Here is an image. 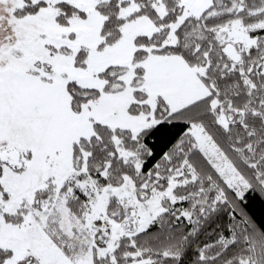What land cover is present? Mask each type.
Returning a JSON list of instances; mask_svg holds the SVG:
<instances>
[{
    "label": "snow or ice",
    "instance_id": "obj_1",
    "mask_svg": "<svg viewBox=\"0 0 264 264\" xmlns=\"http://www.w3.org/2000/svg\"><path fill=\"white\" fill-rule=\"evenodd\" d=\"M0 264H264V0H0Z\"/></svg>",
    "mask_w": 264,
    "mask_h": 264
},
{
    "label": "trees",
    "instance_id": "obj_2",
    "mask_svg": "<svg viewBox=\"0 0 264 264\" xmlns=\"http://www.w3.org/2000/svg\"><path fill=\"white\" fill-rule=\"evenodd\" d=\"M260 208H261V205L258 203V204L256 205V209H257V211H259Z\"/></svg>",
    "mask_w": 264,
    "mask_h": 264
}]
</instances>
